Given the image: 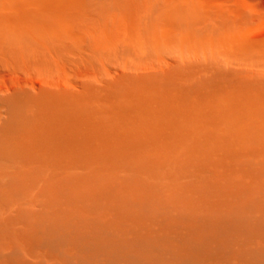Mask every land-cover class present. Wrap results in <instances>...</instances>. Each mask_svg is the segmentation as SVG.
<instances>
[{
    "label": "rangeland",
    "instance_id": "1",
    "mask_svg": "<svg viewBox=\"0 0 264 264\" xmlns=\"http://www.w3.org/2000/svg\"><path fill=\"white\" fill-rule=\"evenodd\" d=\"M0 264H264V0H0Z\"/></svg>",
    "mask_w": 264,
    "mask_h": 264
}]
</instances>
